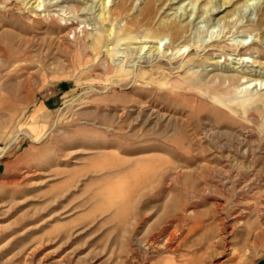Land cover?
Listing matches in <instances>:
<instances>
[{"label":"rangeland","instance_id":"rangeland-1","mask_svg":"<svg viewBox=\"0 0 264 264\" xmlns=\"http://www.w3.org/2000/svg\"><path fill=\"white\" fill-rule=\"evenodd\" d=\"M86 1L0 0V264H264V79L191 84L261 69L264 0Z\"/></svg>","mask_w":264,"mask_h":264},{"label":"bare ground","instance_id":"bare-ground-1","mask_svg":"<svg viewBox=\"0 0 264 264\" xmlns=\"http://www.w3.org/2000/svg\"><path fill=\"white\" fill-rule=\"evenodd\" d=\"M8 1V0H7ZM22 1V2H20ZM48 1V0H47ZM52 1V0H51ZM88 1V0H87ZM82 2L84 3V5L88 2ZM94 1V0H93ZM106 1V0H105ZM11 2H13V4H15V6L23 3L24 6L23 7H26L29 8L32 4L30 3L31 0H11ZM36 2V1H35ZM155 3V2H154ZM12 4V3H11ZM150 4V3H149ZM50 5H59V2L57 0V2H51ZM88 6V4H86ZM101 5L102 7L100 8L101 9V12H100V17L102 19H106L108 15L107 14V11H105V5H104V0H101ZM12 6V5H11ZM21 6V5H20ZM18 6V8L20 7ZM87 6L82 8V7H79V9L81 8L82 10H85V8L87 9ZM157 6H155L154 4H151L147 6V12L150 13V12H156ZM22 8V7H21ZM71 8H73L75 10V8H77V5L75 4H71ZM70 8V9H71ZM20 9V8H19ZM89 9V8H88ZM90 10V9H89ZM23 11V10H22ZM73 11V10H72ZM88 11V10H87ZM145 12V11H144ZM88 14V12H87ZM41 15V14H40ZM42 16V15H41ZM40 16V17H41ZM43 17V16H42ZM45 18V16L43 17ZM70 18V17H69ZM47 19V18H46ZM263 18H261L262 20ZM84 22H85V25L79 29V25L78 23L75 22V19H73L70 23H66L65 27H63L64 29L61 31V35H60V39L61 40H68V41H72L71 40V35L73 34L74 36V39L76 40V42H78V46H80L81 50L83 51H88V50H91V55L94 57L98 52H101L102 51V42L104 40V38L109 37L111 35H113L112 33V29H107L109 30L108 33H101V29H99L97 27V25L95 23H93V26L92 27H89L87 26L88 23H89V19L87 18H84ZM135 23H133V25H131V29L134 27V26H137L140 24V20H136L134 21ZM91 23V22H90ZM149 26V25H148ZM169 27V26H168ZM128 28V27H127ZM127 30V29H126ZM162 30V29H161ZM171 30L173 32H175L177 35H179L180 31L182 30L181 28V25H175L173 26V28H171ZM130 31V29H129ZM128 31V32H129ZM127 32V33H128ZM124 33H126L125 29L123 31L122 34L119 35V37L121 38H135L137 37L136 34L134 35L133 33L131 34L129 32V34L124 35ZM148 35H152V31H149L148 32ZM60 40V41H61ZM77 45V44H76ZM131 47V46H129ZM146 45H142V46H135V48H137V52H139L141 54V51L143 48H145ZM134 48V47H132ZM134 48V50H135ZM151 48V50L149 49ZM148 49H149V52L147 54L144 55L145 58H149L152 57L154 55H158L159 53V49L158 47L157 48H154L153 49V46H150ZM144 54V53H143ZM90 55V56H91ZM100 55V54H99ZM98 55V56H99ZM91 56V57H92ZM142 56V55H141ZM90 57V58H91ZM96 58V57H95ZM95 60V59H94ZM133 61V60H132ZM189 61H192L191 58H189ZM220 60L218 59H214L212 60L211 62H209V65H213L212 68H207V70L204 72V74H197L193 71H191V74L193 75V80H192V85H208L210 84L211 82H215V84H227L228 85V81L231 82V83H238L240 82V80L244 77H251L250 81L251 80H254V79H257V80H263L264 79V70H263V67H264V63L261 61L259 62V65H260V68L261 69H238V67H225V68H220L221 71H217V69H219L218 65L220 64ZM121 64V63H120ZM114 65V64H113ZM127 67H131L133 66V64H130V65H126ZM220 66V65H219ZM117 68H119L117 66ZM124 68V67H123ZM204 69V68H203ZM128 70H130L128 68ZM127 70V71H128ZM197 70V69H196ZM215 70V71H214ZM231 70V72L229 71ZM104 73V72H103ZM189 87V86H188ZM211 87V86H210ZM193 88V87H192ZM214 89H215V86H214ZM260 96V95H259ZM252 100L253 97L249 98V100Z\"/></svg>","mask_w":264,"mask_h":264},{"label":"crops","instance_id":"crops-1","mask_svg":"<svg viewBox=\"0 0 264 264\" xmlns=\"http://www.w3.org/2000/svg\"><path fill=\"white\" fill-rule=\"evenodd\" d=\"M1 155H2V152L0 153V173H3L6 167V163L5 161L1 160Z\"/></svg>","mask_w":264,"mask_h":264}]
</instances>
